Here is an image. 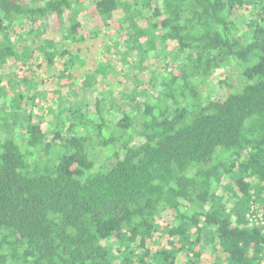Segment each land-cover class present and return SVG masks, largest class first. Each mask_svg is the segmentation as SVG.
Returning a JSON list of instances; mask_svg holds the SVG:
<instances>
[{
  "label": "trees",
  "instance_id": "trees-1",
  "mask_svg": "<svg viewBox=\"0 0 264 264\" xmlns=\"http://www.w3.org/2000/svg\"><path fill=\"white\" fill-rule=\"evenodd\" d=\"M99 31L121 67L76 78L66 44ZM35 57L52 88L0 75V264L263 259L264 0H0V68ZM127 66L154 92L93 95Z\"/></svg>",
  "mask_w": 264,
  "mask_h": 264
},
{
  "label": "rangeland",
  "instance_id": "rangeland-1",
  "mask_svg": "<svg viewBox=\"0 0 264 264\" xmlns=\"http://www.w3.org/2000/svg\"><path fill=\"white\" fill-rule=\"evenodd\" d=\"M148 16L149 12L146 11L140 17V19H138L141 25L145 26L148 23ZM243 20L246 21V18ZM125 32H109L108 34V31H99L97 35L94 34L93 37H90L86 41L66 44V49L68 51H70L72 54H77L81 58L74 61V66L69 68V73H71L76 78H81L85 73L95 70L102 59H106V61H109L110 65L119 69L121 67V59L119 55H114L115 49L112 45V41L113 39L119 38ZM58 46L61 47L63 44H60L59 42ZM169 50L176 52V49L173 47H169ZM178 54V56H181L180 53ZM172 55L169 59H171V61H176ZM36 58L37 57L34 58V63L31 64L30 62L26 65L17 63L13 60H9L8 63H5L0 68V75L4 79L3 84L6 83L7 77L9 75L17 74L19 77L31 78L34 83H36L38 88H52L56 82L55 78L52 76L55 68L48 67L43 58ZM66 58H68V55ZM62 62H65V57L63 58ZM164 62L165 60L156 58L155 61L151 63V68H160ZM127 69H130V67L127 66ZM136 76L139 79L138 81L140 82L141 80L142 82L139 83V89L141 88L140 91L148 90L150 93L154 92V89H151L148 86L147 74L139 73L136 70L130 69V71H128V77L121 75L118 73V71L108 72L104 77L97 76L98 82L95 85L96 87L93 95L95 96L102 93L106 98H110L111 101H114L118 104H123V98H126V96L129 94H132V88L137 86L136 82H134V78ZM225 77L226 73L224 71L216 70L208 79L207 82L209 84L203 86L205 88L204 90L207 91L213 88V96L222 98L226 90L228 91L229 89L227 86L220 84V80L224 79ZM75 86L78 88V84ZM258 264H264V258L262 262Z\"/></svg>",
  "mask_w": 264,
  "mask_h": 264
},
{
  "label": "built area",
  "instance_id": "built-area-1",
  "mask_svg": "<svg viewBox=\"0 0 264 264\" xmlns=\"http://www.w3.org/2000/svg\"><path fill=\"white\" fill-rule=\"evenodd\" d=\"M263 256H264V255H263ZM263 258H264V257H263ZM262 260H263V259H262ZM262 260H260V262H262ZM260 262H259V263H260Z\"/></svg>",
  "mask_w": 264,
  "mask_h": 264
}]
</instances>
